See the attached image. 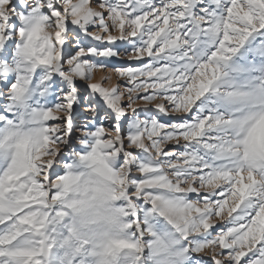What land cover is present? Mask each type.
Returning <instances> with one entry per match:
<instances>
[{
    "label": "snow or ice",
    "instance_id": "obj_1",
    "mask_svg": "<svg viewBox=\"0 0 264 264\" xmlns=\"http://www.w3.org/2000/svg\"><path fill=\"white\" fill-rule=\"evenodd\" d=\"M0 264H264V0H0Z\"/></svg>",
    "mask_w": 264,
    "mask_h": 264
},
{
    "label": "rangeland",
    "instance_id": "obj_2",
    "mask_svg": "<svg viewBox=\"0 0 264 264\" xmlns=\"http://www.w3.org/2000/svg\"><path fill=\"white\" fill-rule=\"evenodd\" d=\"M129 62L127 61V59H114L112 61H110L108 63V68L106 70H98L95 73V79L93 80V83H102V86L104 87H117L119 86V89L123 92H125V99L123 101V103H127V94H126V87H125V82L120 80V78L118 77V75L112 71L113 69L117 68V67H123L126 66ZM105 76H111V82H104V77ZM137 107L139 108H147L152 110L153 112L155 111V105H146L144 104L143 101H141L139 103V105H137ZM81 113H82V117H81V123H83V115H86V113L83 112V109H81ZM162 120L167 121L169 118L168 117H160ZM76 135H79V132L76 133ZM78 146V145H77Z\"/></svg>",
    "mask_w": 264,
    "mask_h": 264
}]
</instances>
